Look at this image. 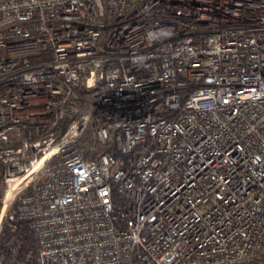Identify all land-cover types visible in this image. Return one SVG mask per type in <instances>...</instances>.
Instances as JSON below:
<instances>
[{
	"label": "built area",
	"instance_id": "built-area-1",
	"mask_svg": "<svg viewBox=\"0 0 264 264\" xmlns=\"http://www.w3.org/2000/svg\"><path fill=\"white\" fill-rule=\"evenodd\" d=\"M0 163V250L264 264V0H0Z\"/></svg>",
	"mask_w": 264,
	"mask_h": 264
},
{
	"label": "trees",
	"instance_id": "trees-1",
	"mask_svg": "<svg viewBox=\"0 0 264 264\" xmlns=\"http://www.w3.org/2000/svg\"><path fill=\"white\" fill-rule=\"evenodd\" d=\"M183 98H181L182 101ZM4 175V166L0 163V199L1 185ZM112 210L118 212L123 204V195L118 193L114 188L111 189ZM1 206V202H0ZM14 229L9 241L3 244L0 255L5 257L8 245L15 246L14 257L21 264H37V239L34 231L29 227L27 220H13Z\"/></svg>",
	"mask_w": 264,
	"mask_h": 264
},
{
	"label": "bare ground",
	"instance_id": "bare-ground-1",
	"mask_svg": "<svg viewBox=\"0 0 264 264\" xmlns=\"http://www.w3.org/2000/svg\"><path fill=\"white\" fill-rule=\"evenodd\" d=\"M13 195V186L9 184L7 187H5L1 194V206H0V222H2L5 210L12 198Z\"/></svg>",
	"mask_w": 264,
	"mask_h": 264
},
{
	"label": "rangeland",
	"instance_id": "rangeland-1",
	"mask_svg": "<svg viewBox=\"0 0 264 264\" xmlns=\"http://www.w3.org/2000/svg\"><path fill=\"white\" fill-rule=\"evenodd\" d=\"M3 188H4V185L2 184L1 185V194H2ZM10 210H11V206L9 205V206H7V208L5 210L3 220H2V222L0 224V244H1V242L3 240H5L6 238L9 237V231L6 228V226H4V225H5V221H6L7 217H8V215L10 214Z\"/></svg>",
	"mask_w": 264,
	"mask_h": 264
},
{
	"label": "water",
	"instance_id": "water-1",
	"mask_svg": "<svg viewBox=\"0 0 264 264\" xmlns=\"http://www.w3.org/2000/svg\"><path fill=\"white\" fill-rule=\"evenodd\" d=\"M207 82H208V80H207Z\"/></svg>",
	"mask_w": 264,
	"mask_h": 264
}]
</instances>
